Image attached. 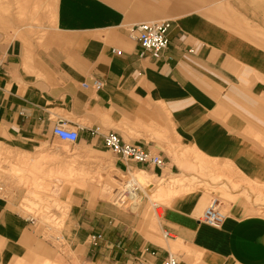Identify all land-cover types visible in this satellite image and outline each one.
Masks as SVG:
<instances>
[{
	"label": "crops",
	"instance_id": "obj_1",
	"mask_svg": "<svg viewBox=\"0 0 264 264\" xmlns=\"http://www.w3.org/2000/svg\"><path fill=\"white\" fill-rule=\"evenodd\" d=\"M166 20L163 56H140L134 26ZM0 59V264H264V0H0ZM109 131L164 165L124 160ZM134 171L155 200L129 209L113 194Z\"/></svg>",
	"mask_w": 264,
	"mask_h": 264
},
{
	"label": "built area",
	"instance_id": "obj_2",
	"mask_svg": "<svg viewBox=\"0 0 264 264\" xmlns=\"http://www.w3.org/2000/svg\"><path fill=\"white\" fill-rule=\"evenodd\" d=\"M171 25L172 22L169 20L161 22L145 21L136 24L133 31L136 32L141 45L140 56L150 54L156 59L161 58L165 50L169 47L170 40L168 31ZM117 53L120 54L121 51L118 50ZM1 68L2 61L0 59ZM94 84L100 88L103 82L101 80H95ZM53 131L58 138L64 141L76 142L80 138L78 129L69 128L63 123L55 125ZM104 141L108 148L126 161L152 164L155 166L164 165V159L159 153L145 148L142 145L129 143L123 140L115 131L105 133ZM145 185L133 173H128L122 182L116 186L113 201L129 209L136 208L139 202L149 197ZM225 216L226 214L221 208L220 203L217 200H212L201 218L206 223L219 227L223 223ZM99 238H101V235H92L90 240L92 243H97ZM138 264H178V260L174 255L170 254L166 258L153 263L139 259Z\"/></svg>",
	"mask_w": 264,
	"mask_h": 264
},
{
	"label": "rangeland",
	"instance_id": "obj_3",
	"mask_svg": "<svg viewBox=\"0 0 264 264\" xmlns=\"http://www.w3.org/2000/svg\"><path fill=\"white\" fill-rule=\"evenodd\" d=\"M256 141L258 143L257 144L258 155H259V158L261 159V160L259 159L258 162H260L263 166L257 168L258 173H259L256 175L257 180L251 181L250 184L252 185V187H254L253 189L256 192V199H255L256 205H254V208L257 210L256 212L264 214V136L257 135ZM133 174L136 176V178L140 180L141 183L143 184L148 183L146 178L142 174L136 173V171H134ZM145 186H146L147 193L149 194L150 198L154 201L155 199L152 196V188L148 186L147 184ZM102 187L105 193H107L110 188L108 184H105V185L103 184ZM138 204H140V202ZM224 212H226V210H224ZM36 217H44V221H47V222H56V223L58 222L59 223L60 221H62L61 217L63 216L44 215V216H36Z\"/></svg>",
	"mask_w": 264,
	"mask_h": 264
},
{
	"label": "bare ground",
	"instance_id": "obj_4",
	"mask_svg": "<svg viewBox=\"0 0 264 264\" xmlns=\"http://www.w3.org/2000/svg\"><path fill=\"white\" fill-rule=\"evenodd\" d=\"M81 173H82V172H81ZM81 176H82V175H81ZM81 176H80V177H81ZM148 195H149V194H148Z\"/></svg>",
	"mask_w": 264,
	"mask_h": 264
}]
</instances>
